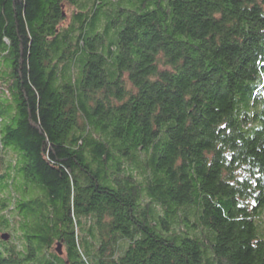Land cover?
I'll return each instance as SVG.
<instances>
[{"label": "trees", "instance_id": "16d2710c", "mask_svg": "<svg viewBox=\"0 0 264 264\" xmlns=\"http://www.w3.org/2000/svg\"><path fill=\"white\" fill-rule=\"evenodd\" d=\"M7 151L0 264H264V0H0Z\"/></svg>", "mask_w": 264, "mask_h": 264}, {"label": "rangeland", "instance_id": "374dc122", "mask_svg": "<svg viewBox=\"0 0 264 264\" xmlns=\"http://www.w3.org/2000/svg\"><path fill=\"white\" fill-rule=\"evenodd\" d=\"M65 10H67V13H68V18H67V21L65 22V24H67L70 20V16L72 14V12L74 11L73 10V7L69 6V5H66L65 6ZM3 154L6 156L5 158H3V160L1 161L0 160V173L4 172L5 170V167L6 165H8V163L12 162V161H15L16 157L15 155L11 152V151H7V152H3ZM85 227L88 228L90 226H92V224L89 223V221L85 220ZM4 232H8V233H12L13 231H9V230H5V229H0V240H1V234L4 233ZM14 234V233H13ZM16 235V233H15ZM17 236H14V240L12 239L11 243H10V240H9V245H13L16 243L17 240L16 239ZM57 248V247H56ZM64 250V248H63Z\"/></svg>", "mask_w": 264, "mask_h": 264}, {"label": "water", "instance_id": "95a60500", "mask_svg": "<svg viewBox=\"0 0 264 264\" xmlns=\"http://www.w3.org/2000/svg\"><path fill=\"white\" fill-rule=\"evenodd\" d=\"M10 237H11V234L8 232H4L1 234V238L5 241H8ZM57 251L60 255L62 254V243L61 242L58 243Z\"/></svg>", "mask_w": 264, "mask_h": 264}]
</instances>
